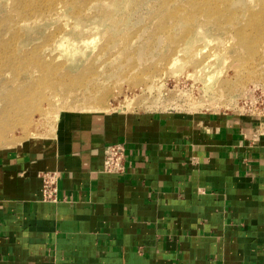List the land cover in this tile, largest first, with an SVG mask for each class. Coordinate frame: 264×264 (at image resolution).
<instances>
[{"label": "crops", "instance_id": "1", "mask_svg": "<svg viewBox=\"0 0 264 264\" xmlns=\"http://www.w3.org/2000/svg\"><path fill=\"white\" fill-rule=\"evenodd\" d=\"M117 144L126 172L108 175ZM46 171L56 204L42 200ZM222 262L264 264L260 121L66 114L39 151L0 152V264Z\"/></svg>", "mask_w": 264, "mask_h": 264}, {"label": "rangeland", "instance_id": "2", "mask_svg": "<svg viewBox=\"0 0 264 264\" xmlns=\"http://www.w3.org/2000/svg\"><path fill=\"white\" fill-rule=\"evenodd\" d=\"M225 1L223 18L208 20L187 0H0V152L30 150L33 135L39 151L66 114L264 124V12L250 19L264 0ZM199 27L213 37L206 51L177 54ZM63 35L82 50L78 69L56 49ZM204 65L220 72L212 83Z\"/></svg>", "mask_w": 264, "mask_h": 264}, {"label": "bare ground", "instance_id": "3", "mask_svg": "<svg viewBox=\"0 0 264 264\" xmlns=\"http://www.w3.org/2000/svg\"><path fill=\"white\" fill-rule=\"evenodd\" d=\"M190 2L191 4L200 6V7H197V9L201 10L204 13L203 14L204 18L208 20H211L212 17L216 19H221L223 18L225 11H227L226 9L227 2L225 0H187V3L190 4ZM263 12H264V3H263L262 12L258 15L251 16L250 17L251 21H254L255 17L261 16ZM192 14H194V12H192ZM173 15L176 17L177 14L173 13ZM76 26H80V23L79 22L75 23V27ZM196 31L197 32L192 37H189V39L186 41L187 43L184 46L177 49V54L187 53L188 51L192 49L194 45L199 44V43L202 44V49L199 52L203 53V51L204 52L206 51V49L209 47V44L213 41L212 39L213 37H210L209 35H207L208 31L204 27H199ZM97 41L98 40L90 41L88 39H85L84 41H82V43H84V46L86 47V49H93L95 48ZM56 45H57L56 49L61 52L60 57L63 59L66 58L69 60L67 63V66L78 69L80 63L77 61V59L82 54V50L79 47V45L76 44V42H74L73 40H71L69 36L67 35L61 36V38H59V40L57 41ZM214 57H218V56L214 55ZM180 61L181 60H178V59H172L170 63V67L174 68L178 64H181ZM45 68L47 69V67ZM211 70L212 68L210 65H204V68L200 70V73H202L203 75L204 73L209 74L208 76L206 75V77H208L207 79L209 83H212L213 81H215L218 78L217 74L220 73V72L216 73L217 71L215 73H212ZM59 118H61V114L59 115ZM36 137L37 136L33 135L31 138V139H34L33 141H31L32 151H36L37 148H39V143H40L39 138H36Z\"/></svg>", "mask_w": 264, "mask_h": 264}, {"label": "built area", "instance_id": "4", "mask_svg": "<svg viewBox=\"0 0 264 264\" xmlns=\"http://www.w3.org/2000/svg\"><path fill=\"white\" fill-rule=\"evenodd\" d=\"M126 147L122 144L112 145L105 151L103 172L108 175H123L126 172L127 153ZM41 195L43 202L58 203L60 191V176L58 172H42ZM221 264H234L224 263Z\"/></svg>", "mask_w": 264, "mask_h": 264}]
</instances>
